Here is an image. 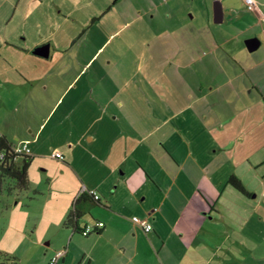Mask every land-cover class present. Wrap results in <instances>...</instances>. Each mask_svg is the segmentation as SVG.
<instances>
[{"label": "rangeland", "instance_id": "rangeland-1", "mask_svg": "<svg viewBox=\"0 0 264 264\" xmlns=\"http://www.w3.org/2000/svg\"><path fill=\"white\" fill-rule=\"evenodd\" d=\"M58 1L57 5V0H49L44 7H63L64 16L68 12L66 7L71 8L75 32H68H74L77 39L72 47L65 46V52L60 51L59 71L54 75L61 70L62 73L57 81L48 82V90H57L56 94L61 90L83 92L70 113L67 126L56 128L52 137L49 130L57 125L56 120L64 113V106L69 105L70 97L57 111L51 112L52 118L42 139L43 157L32 158L28 164L27 190L17 191L7 178L0 181V264H48L54 255L49 253V249L59 239L49 225L58 217V209L64 202L57 199L58 191L64 188L72 175L63 167V162L50 157L51 149L66 145L63 142L68 138L75 147L66 151L69 150L76 160L83 162L87 150L98 152L103 157L107 147L105 141L112 130L109 125L113 127L112 135H116L117 130L122 134L123 129L124 135L132 131L130 134L134 137L153 131L166 117L173 115L176 93L186 90H212L208 96L211 107L207 119L210 115V124L205 126L201 122L203 119L195 116L199 110H190L182 115L179 113L178 117L172 118L173 121L165 122L162 128L151 134L150 139L155 140L153 144L159 151L163 149L160 144L163 140L170 142L165 144L173 154L179 152L183 157L190 156L187 169L193 174V179L184 177L185 184L208 180L220 189L224 183L242 200L241 204L220 189L218 197L221 196L220 200L225 205L223 208L217 205L221 210L220 216H223V210L232 209L230 203L234 202L247 221L249 232L263 223L264 140L261 138L264 137V101L258 93L250 90L240 96L235 83L240 79L238 73L242 72L241 61L246 65L250 58L263 57L264 37L261 47L253 53L243 49L241 42H235L228 50L222 47V41L234 35L239 26L229 21L214 24L210 0ZM234 5L238 6V3ZM93 17L96 18L94 24ZM50 18L54 21L57 16ZM99 47L101 50L93 58ZM203 69L205 73L201 74ZM105 90H113L114 94V107L110 111L94 104L104 102ZM196 98L193 97L195 101ZM152 104H155V110ZM158 104L162 106L159 110ZM33 105L36 106L35 103ZM248 105L252 106V111L257 105L259 130L256 143L246 140L245 134L239 138L243 131L251 130L247 129L249 124L243 125V116L252 113L243 110ZM58 106L59 103L56 108ZM24 114L25 111H20L19 118L23 119ZM42 114L40 104L36 109L32 107V117L40 119ZM202 116L206 114L203 112ZM177 124L184 128L180 129ZM174 126L184 138L180 139L174 133ZM250 135L254 137L251 132ZM93 137L95 140L89 142ZM79 139L83 148L77 145ZM23 161L18 158L14 163L20 166ZM231 177L238 179L247 194L229 183ZM208 199L210 204L215 202V198L208 196ZM233 212L238 214V209ZM250 216L254 217L252 225ZM259 216H262V221L258 223L255 218ZM262 235L264 229L257 237L262 247L255 264H264Z\"/></svg>", "mask_w": 264, "mask_h": 264}, {"label": "crops", "instance_id": "crops-1", "mask_svg": "<svg viewBox=\"0 0 264 264\" xmlns=\"http://www.w3.org/2000/svg\"><path fill=\"white\" fill-rule=\"evenodd\" d=\"M213 1L210 0V9L214 24L229 21L239 26L234 35L222 41V47L228 50L235 42H241L247 52L257 51L264 37V0H259L261 5L254 12L244 9L243 0H218L221 12L217 22L214 21ZM59 3L57 0L56 4ZM236 3L238 6L234 5ZM48 4L49 0H0V140L11 146L28 142L31 150L29 162L43 154L42 139L51 121V112L57 111L65 99L70 97L69 105L64 106V113L56 120L57 125L50 128V137L54 135L56 128L67 126L70 113L81 100L83 92L61 90L56 94L57 90H48V82L57 81L62 73L61 70L58 75H54L61 60L60 53L65 46L72 47L77 39L75 30L72 29L75 23L72 9L66 7L68 12L64 16L63 7H44ZM52 15L57 16L54 21L50 18ZM92 22H96L95 17ZM68 30L74 32L69 33ZM243 36L244 39H240ZM254 38L259 40V45L250 52L245 41ZM44 45L49 46L46 58L34 54L37 48ZM100 50L101 47L93 58ZM249 61L246 65L245 61H241L243 68L241 65L242 72L238 73L240 79L235 83L236 89L240 96L246 95V90L258 93L264 101V53L263 57L255 60L250 58ZM190 62L196 63L191 59ZM89 63L90 61L87 64ZM202 73H205L204 69L201 70ZM104 93V102L94 104L110 111L114 107L113 90H105ZM211 93L212 90L177 92L173 115L166 117L156 127L159 128L170 119L173 121L179 113L182 115L190 110H199V114L195 113V116L202 118L201 122L208 126L210 115L209 119L207 116L211 107L208 96ZM194 96L197 97L196 101ZM203 100L206 101L202 103ZM34 103L36 106L40 104L43 110L40 119L32 117V107L36 109ZM256 106L253 111L251 105L243 109L252 112L243 116V125H250L247 129H251L254 137L249 131H243L239 135L242 138L245 134V139L254 143L258 141L259 130ZM152 108L155 110V104H152ZM161 108L158 104V110ZM20 111H25L23 119L19 118ZM39 112L41 114V110ZM203 112L206 116L200 117ZM177 125L180 129L184 128L183 125ZM109 126L112 130L110 129L111 134L106 138L107 147L103 157L98 152L87 150L88 154L83 156V162L76 160L69 152L75 145L68 138L63 142L66 145L50 151V157L63 162V167L72 175L64 188L58 191L57 199L64 202L58 209V217L49 225L52 233L59 239L49 249V253L52 255L61 250L65 252L56 264H255L262 247V243L257 242V237L264 229V222L249 232L247 221L234 202L230 203L232 209L223 210V216H220L221 210L217 205L221 208L225 206L220 200L221 196L218 197L220 189L227 191L233 200L242 204V200L226 184L223 183L220 189L215 188L208 180L185 184L184 177L193 179V174L187 169L190 156L183 157L179 152L173 154L165 144L170 142L163 140L160 143L163 149L159 151L158 146L153 144L155 140L150 139L157 128L134 137L130 134L132 131L128 130L129 133L124 135V129L122 134L117 130V134L112 135L113 127ZM174 127V133L180 139L184 138L177 127ZM261 139L264 140V137ZM94 140L93 137L89 142ZM82 143L79 139L77 145L83 148ZM68 144L71 145L68 147ZM56 153L61 154L62 158H54L53 154ZM204 190L209 193L208 196L215 198V202L210 204ZM90 191L95 192L99 200L89 206L79 219L78 227L83 229L84 226L97 222H102L103 227H97L93 233L82 236L67 227L65 221L73 200L81 193ZM236 208L238 214L233 212ZM215 218L219 220L216 221ZM250 219L252 225L254 217L250 216ZM139 220L148 222L152 231L145 232L137 223ZM255 220L261 222L262 216ZM261 238L264 239V235ZM48 245L50 247L51 243Z\"/></svg>", "mask_w": 264, "mask_h": 264}, {"label": "trees", "instance_id": "trees-1", "mask_svg": "<svg viewBox=\"0 0 264 264\" xmlns=\"http://www.w3.org/2000/svg\"><path fill=\"white\" fill-rule=\"evenodd\" d=\"M114 2V1H113ZM11 145L6 144L0 140V154L5 153L4 158L0 157V178L9 179L14 183V187L17 191L27 190L28 180H27V170L29 168V157H25L23 164L17 166L12 160L13 157L7 155L10 150ZM229 183L241 192L246 193L245 189L241 186L238 179L231 177ZM99 197V196H98ZM99 199V198H98ZM98 200H94L93 196L88 194V192L81 193L74 202L71 204L69 215L65 221L67 227L71 228L73 232H78L81 234L82 229L78 227L79 219L87 212L90 205L97 203ZM85 227V226H84Z\"/></svg>", "mask_w": 264, "mask_h": 264}, {"label": "built area", "instance_id": "built-area-1", "mask_svg": "<svg viewBox=\"0 0 264 264\" xmlns=\"http://www.w3.org/2000/svg\"><path fill=\"white\" fill-rule=\"evenodd\" d=\"M260 2L259 0H243V6L244 9L248 12H254L256 10L259 9L260 7ZM7 155H10L11 157H13V162H15L18 158H25V157H29L31 155V150L29 148V143L28 142H19L16 145L11 146L10 150L7 152ZM5 153L2 152L0 154L1 158H4ZM53 157L56 159H60L62 158V155L59 153L53 154ZM88 194L92 195L94 200H99L98 195L93 192L90 191L88 192ZM137 223L139 224V226L145 231V232H151L152 231V227L151 225L144 221V220H139L137 221ZM101 228L103 227V223L102 222H97L94 225H86L81 232L82 236H88L89 234L94 232L95 228ZM65 254L64 251H57L55 252V254L51 257L49 264H56L58 262V260L63 257Z\"/></svg>", "mask_w": 264, "mask_h": 264}, {"label": "water", "instance_id": "water-1", "mask_svg": "<svg viewBox=\"0 0 264 264\" xmlns=\"http://www.w3.org/2000/svg\"><path fill=\"white\" fill-rule=\"evenodd\" d=\"M213 12H214V21L217 22L219 20L220 17V3L218 0H214L213 1ZM221 19V18H220ZM245 44L247 46V49L251 52L254 51L257 46L259 45V40L254 38V39H249L245 41ZM48 50H49V46L48 45H44L41 46L39 48H37L34 51V54L42 56V57H47L48 56Z\"/></svg>", "mask_w": 264, "mask_h": 264}]
</instances>
